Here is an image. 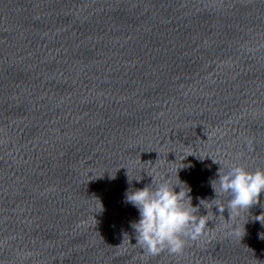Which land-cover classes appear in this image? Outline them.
<instances>
[{
  "label": "water",
  "instance_id": "1",
  "mask_svg": "<svg viewBox=\"0 0 264 264\" xmlns=\"http://www.w3.org/2000/svg\"><path fill=\"white\" fill-rule=\"evenodd\" d=\"M229 162L264 168V0H0V264H264V195L242 238L135 245L126 191L198 206Z\"/></svg>",
  "mask_w": 264,
  "mask_h": 264
},
{
  "label": "clouds",
  "instance_id": "2",
  "mask_svg": "<svg viewBox=\"0 0 264 264\" xmlns=\"http://www.w3.org/2000/svg\"><path fill=\"white\" fill-rule=\"evenodd\" d=\"M212 187L216 198L210 202L201 200L198 206H193L190 189L179 179L174 185L170 178L161 176L158 181L152 179L150 185L126 191L125 202L139 212V220L131 227L135 232V245L142 249L143 255L155 257L164 252L182 255L190 242H198L212 234L217 225L209 228L208 224L219 218L226 221L223 225L226 236L242 238L247 221L243 228L233 222L242 213H249L253 206L260 204L264 195V168L252 171L243 163L229 162L221 165L218 179L213 181ZM177 188L180 190L176 191ZM221 194L227 198L226 204L219 202ZM205 203L212 204V209H217L219 215L205 208ZM201 206L207 210L206 215L199 214ZM226 210L229 214L227 220L223 215ZM255 219L264 224V214Z\"/></svg>",
  "mask_w": 264,
  "mask_h": 264
}]
</instances>
